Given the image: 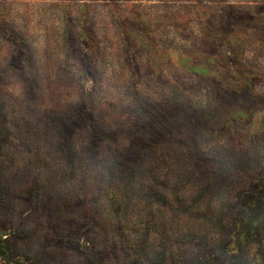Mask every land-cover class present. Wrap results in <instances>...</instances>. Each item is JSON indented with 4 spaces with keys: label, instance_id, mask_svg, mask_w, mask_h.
<instances>
[{
    "label": "rangeland",
    "instance_id": "1",
    "mask_svg": "<svg viewBox=\"0 0 264 264\" xmlns=\"http://www.w3.org/2000/svg\"><path fill=\"white\" fill-rule=\"evenodd\" d=\"M0 264H264V0H0Z\"/></svg>",
    "mask_w": 264,
    "mask_h": 264
},
{
    "label": "trees",
    "instance_id": "2",
    "mask_svg": "<svg viewBox=\"0 0 264 264\" xmlns=\"http://www.w3.org/2000/svg\"><path fill=\"white\" fill-rule=\"evenodd\" d=\"M2 239H3V237H2V234L0 232V246L2 245Z\"/></svg>",
    "mask_w": 264,
    "mask_h": 264
}]
</instances>
